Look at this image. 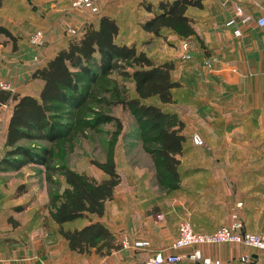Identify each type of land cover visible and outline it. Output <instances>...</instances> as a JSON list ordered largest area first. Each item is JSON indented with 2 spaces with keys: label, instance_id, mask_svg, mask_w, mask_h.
I'll use <instances>...</instances> for the list:
<instances>
[{
  "label": "trees",
  "instance_id": "1",
  "mask_svg": "<svg viewBox=\"0 0 264 264\" xmlns=\"http://www.w3.org/2000/svg\"><path fill=\"white\" fill-rule=\"evenodd\" d=\"M4 1L0 0V8ZM205 1H142L141 7L152 16L138 26L158 39L194 37L208 56L188 15L189 9L203 10ZM119 34L120 27L110 16L83 23L74 35L66 37L65 46L32 72L30 78L42 82L37 96H21L0 87V109L13 104L0 170L19 171L27 165H38L44 168L49 183H54V177L63 180L62 190L49 197L47 217L68 251L77 255L94 252L105 257L121 248L101 220L121 182L115 150L123 127L112 114L114 108L120 107L132 117L141 150L150 159L161 192L172 195L182 191L186 176L181 173V157L188 150V138L182 133L184 123L167 108L175 103L173 91L180 87L172 77L175 64L155 63L135 44L119 41ZM1 37L13 42L16 39L3 25ZM126 83L131 84V91ZM109 125L113 130L108 135L105 159L93 163L104 174L103 179L56 163L72 152L77 140L101 134ZM41 141L48 146L33 145Z\"/></svg>",
  "mask_w": 264,
  "mask_h": 264
},
{
  "label": "crops",
  "instance_id": "2",
  "mask_svg": "<svg viewBox=\"0 0 264 264\" xmlns=\"http://www.w3.org/2000/svg\"><path fill=\"white\" fill-rule=\"evenodd\" d=\"M12 1L24 0H5L3 2L0 8V25L14 33L12 28L5 23L9 21V18L1 20V17H10L11 21L13 17H16V21L22 23L23 21L27 22V19L24 20L22 17H27L28 14L24 10H20L18 6L19 15L13 14L10 9ZM59 1H68L59 6V9H62L60 20L72 26V20L77 21L75 17L71 16L77 14V12L70 11L72 0ZM142 1L157 2L158 0H94L98 14L89 11L80 12L79 15L82 16V19H80L79 25L86 22L96 23L97 18L102 15L110 16L117 21L120 27L119 41L129 43L120 38L122 23L129 21L130 18L131 44H135L139 51L144 52L155 63L174 62L175 59L157 61L150 53L148 46L158 38L143 33L138 26L140 22L152 16L141 7ZM253 2L259 6L260 10ZM237 5L253 20L243 28L244 31L240 37H236L233 28L226 24L229 15L235 9L234 6ZM188 15L193 19L195 32L198 38L203 41L208 56L204 54V50L201 49L194 37L180 40L175 36H169L173 40L170 45H178L180 54L183 51V44L187 43L190 56L188 60L180 57L179 63L175 62L174 80L180 84V87L173 91L175 100V110L173 111L184 123L182 133L188 138V150L194 149L191 141L192 135L196 134L206 146L221 148L225 151L222 160L211 159L207 165H218L224 168L222 175L213 177L228 183L229 188L226 191L225 202H221L225 205L226 213L239 215L245 231L264 232V190L263 186L259 187L264 182V27L260 28L255 24V20L264 15V0H240L238 4L235 1L206 0L203 10L189 9ZM55 23L53 22L52 25L54 28L56 27ZM26 26L25 24L24 28ZM19 34L22 36L21 33ZM29 44L34 53V60L38 61L46 43L40 49ZM63 46L65 44L59 48ZM56 51L54 50L53 54L46 58L52 57ZM222 58L223 60H221ZM207 63L210 65L209 67L205 66ZM40 84L42 87L41 81ZM171 107L172 105L167 108L171 110ZM238 150L240 151L239 156H236ZM153 176L154 174L151 172L149 178L152 180ZM201 177L199 174L193 175L191 180L200 181ZM121 183L116 187L112 201L108 202L106 206L108 211L106 213L111 217L107 216L118 222L109 227L116 241L119 242L124 237L121 233L118 234V228L122 227L119 224L120 221L128 232L125 237L131 241H149L152 246L150 252L167 249L178 235L177 229L171 230L169 213L162 214L164 217L162 221L154 222V214L163 212L160 208L155 209L153 213L148 211L153 200L152 192L145 191L144 183L137 181L138 189L134 187L135 183L131 186V209L124 210L122 201L125 198L119 192ZM170 201L173 202L170 203L172 207L169 210L174 212L178 210L177 206L185 204L182 198L179 201ZM167 202L169 201L165 200V204H168ZM155 204L157 205V203ZM155 204L153 206H156ZM103 219L101 220L103 221ZM217 219L214 224L208 226L204 225L207 224L206 220L202 222L203 225L193 223V226L195 229L215 230L220 224L218 223L220 219ZM200 250L204 256L220 261L221 264H264V253L242 246L224 244L203 246L200 247ZM119 252V250L114 251L105 257ZM167 252L178 254L171 249ZM88 256L96 255L92 252ZM244 256L250 257L247 262L241 261ZM189 263L188 259L183 258L178 264Z\"/></svg>",
  "mask_w": 264,
  "mask_h": 264
},
{
  "label": "rangeland",
  "instance_id": "3",
  "mask_svg": "<svg viewBox=\"0 0 264 264\" xmlns=\"http://www.w3.org/2000/svg\"><path fill=\"white\" fill-rule=\"evenodd\" d=\"M223 1H235L237 4L240 2V0ZM67 2L59 0L12 1L10 9L13 14L19 15L18 6L28 15L22 17L24 20L27 19V22L23 21L22 23L16 21V17H13L12 21L10 17H1V20L9 18V21L5 23L12 28L14 32L12 34L16 38L15 42L1 38L0 87L2 89L21 96L26 94L37 96L39 94L41 84L40 81L30 78L32 70L42 64L47 59L46 57L51 56L54 50L56 51L65 44L66 37L74 35L70 32L71 30L76 31L80 28V19H82V16L79 15L80 11L76 15L72 13L71 16L77 20L76 22L72 20V26L60 20L62 9H59V6ZM254 5L257 6L255 3ZM257 8L259 9V6ZM53 22H56L55 28L52 26ZM23 24L27 26L24 28ZM59 25L62 26L59 27ZM36 30H43L44 35H46V44L38 61L34 60V53L29 44L30 36ZM19 33L22 36H19ZM65 35L67 36L65 37ZM120 39L131 43L130 18L129 21L122 23ZM171 41H173L172 38L167 36L164 39L153 41L148 46L150 53L157 61L175 59L174 64L175 62L179 63V58L183 57V51L180 54L178 45H170ZM212 61L215 62V60ZM172 77L175 79V72L172 73ZM126 84V87L131 91V84ZM12 105V103L4 105L0 109V161L5 152V130L12 113ZM171 110H175V104L172 105ZM112 114L121 121L123 127L115 150V163L122 182L119 192L125 198H122L124 210L131 209L132 184L135 183L134 187H136L139 182H143V189L145 191L150 190L153 197L151 208L148 211L153 213L155 209L160 208L163 213L159 214L169 213L171 230H176L179 223L186 222L191 225L194 231L197 230L202 233L214 231L195 229L193 223L203 225L202 222L206 220L207 224L204 225L208 226L214 224L218 220L217 218L220 219L219 227L230 226L238 222L244 230L239 215L236 213L229 215L224 209L225 205L221 203L225 200L229 186L222 179L216 180L213 176L222 175L224 173L223 166L207 165L211 159L222 160L225 156L223 149L208 147L203 142L201 146L194 145V149L186 150L181 157V173L187 175V178L185 177L182 181V191L166 195L158 189L154 178L152 180L149 178L153 172L152 165L149 157L141 150L137 127L132 117L120 107L114 108ZM195 125L197 124L195 123ZM112 130L111 125L105 126L101 134L91 135L86 140H77L72 152L63 155L56 163L76 172L85 173L97 180L103 179L104 174L93 163L104 161L108 135ZM33 145L48 146L43 141L35 142ZM239 152L238 150L236 156H239ZM197 174L202 176L200 181H196V179L192 181L191 177ZM260 186H263L264 190V182ZM63 187V180L59 177H54V183H49L46 180L44 168L38 165H27L19 171L8 170L4 172L0 170V264H146L147 259L154 252H150L152 246L149 241V247L145 250L124 249L120 245V241H116L121 247L120 252L110 257L80 256L69 252L66 243L57 234L56 227L48 219L46 210L50 195L61 191ZM138 188L137 186L136 189ZM179 195H181L180 198H177ZM181 198L185 202L184 206H177L176 212L170 211L169 208L172 207L170 203L173 202L170 200L179 201ZM165 200L169 201L168 204H165ZM154 204L156 206H153ZM107 213L103 222L108 227H112L118 222L109 218L110 215ZM156 216L155 213L154 222L158 221ZM119 224L123 228H118V234L121 233V235L126 236L128 232L124 224L120 221ZM253 234H264V232Z\"/></svg>",
  "mask_w": 264,
  "mask_h": 264
},
{
  "label": "built area",
  "instance_id": "4",
  "mask_svg": "<svg viewBox=\"0 0 264 264\" xmlns=\"http://www.w3.org/2000/svg\"><path fill=\"white\" fill-rule=\"evenodd\" d=\"M70 11H89L96 13L97 8L94 4V0H72L70 5ZM253 22L252 18L247 15L240 6H236L233 13L229 15L227 26L233 28V33L236 37H240L244 31V27ZM255 24L263 28L264 16H260L255 20ZM72 34L76 31L71 30ZM46 42V36L42 31H36L30 38L31 45L40 49ZM184 59H189L188 45L183 44ZM206 67L210 65L205 64ZM192 143L195 146H201L203 144L202 139L194 134L192 136ZM158 221H162L161 214H157ZM178 235L169 245L167 249H160L154 251L147 259L146 264H178L183 258L188 259L191 262H197L200 264H221L220 261L212 260L202 254L200 247L203 246H216V245H237L246 249H251L256 252L264 253V234H253L242 230L240 223L235 222L230 226H221L213 232H196L191 225L186 222H181L177 228ZM120 245L124 249L145 250L149 247L148 241L136 240L130 241L127 237H122ZM171 249L178 254H170L167 251ZM249 256H244L241 261L247 262Z\"/></svg>",
  "mask_w": 264,
  "mask_h": 264
}]
</instances>
